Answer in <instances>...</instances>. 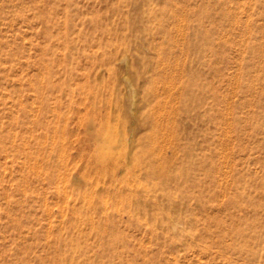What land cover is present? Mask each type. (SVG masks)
Segmentation results:
<instances>
[{"label": "rangeland", "instance_id": "374dc122", "mask_svg": "<svg viewBox=\"0 0 264 264\" xmlns=\"http://www.w3.org/2000/svg\"><path fill=\"white\" fill-rule=\"evenodd\" d=\"M0 264H264V0H0Z\"/></svg>", "mask_w": 264, "mask_h": 264}]
</instances>
